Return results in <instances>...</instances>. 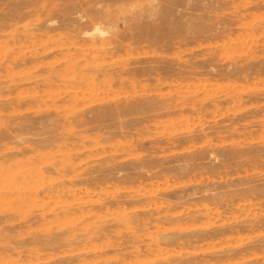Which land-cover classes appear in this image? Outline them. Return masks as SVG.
Here are the masks:
<instances>
[{
	"label": "rangeland",
	"instance_id": "374dc122",
	"mask_svg": "<svg viewBox=\"0 0 264 264\" xmlns=\"http://www.w3.org/2000/svg\"><path fill=\"white\" fill-rule=\"evenodd\" d=\"M0 264H264V0H0Z\"/></svg>",
	"mask_w": 264,
	"mask_h": 264
},
{
	"label": "bare ground",
	"instance_id": "6f19581e",
	"mask_svg": "<svg viewBox=\"0 0 264 264\" xmlns=\"http://www.w3.org/2000/svg\"><path fill=\"white\" fill-rule=\"evenodd\" d=\"M94 30H95L96 32H98L99 34H104V33H105L104 30L101 28V25H100L98 22L95 24ZM105 34H106V33H105ZM63 254H64V253H63Z\"/></svg>",
	"mask_w": 264,
	"mask_h": 264
}]
</instances>
